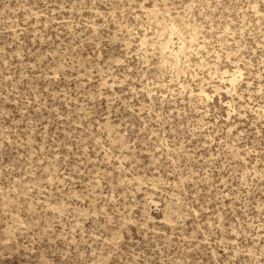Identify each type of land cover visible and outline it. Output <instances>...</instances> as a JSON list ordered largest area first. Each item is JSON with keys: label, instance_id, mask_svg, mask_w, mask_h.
<instances>
[{"label": "rangeland", "instance_id": "374dc122", "mask_svg": "<svg viewBox=\"0 0 264 264\" xmlns=\"http://www.w3.org/2000/svg\"><path fill=\"white\" fill-rule=\"evenodd\" d=\"M0 264H264V0H0Z\"/></svg>", "mask_w": 264, "mask_h": 264}, {"label": "bare ground", "instance_id": "6f19581e", "mask_svg": "<svg viewBox=\"0 0 264 264\" xmlns=\"http://www.w3.org/2000/svg\"><path fill=\"white\" fill-rule=\"evenodd\" d=\"M200 93H202L203 95H207L205 89H203L202 87L200 88ZM200 95H201V94H200ZM203 95H202V96H203ZM203 97H204V96H203Z\"/></svg>", "mask_w": 264, "mask_h": 264}]
</instances>
